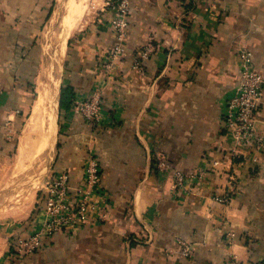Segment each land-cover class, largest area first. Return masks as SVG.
Listing matches in <instances>:
<instances>
[{"label": "crops", "instance_id": "1", "mask_svg": "<svg viewBox=\"0 0 264 264\" xmlns=\"http://www.w3.org/2000/svg\"><path fill=\"white\" fill-rule=\"evenodd\" d=\"M67 1L58 6L62 22ZM109 1L78 0L80 18L65 37L53 151L36 172L34 158L51 149L52 120L43 117L44 131L35 132L46 138L38 155H20V144L40 91L51 86L46 70L37 81L45 84L35 86L36 42L58 1L0 0V264H227L230 256L264 264V149L231 152L223 123L241 47L253 52L264 78V0H130L125 53L108 69L116 43ZM64 87L74 92L68 108L60 106ZM96 92L98 119L86 120L75 101ZM256 115L264 135V85ZM91 155L109 194L106 218L59 231L18 257L15 238L45 217L44 181L67 170L77 183ZM162 159L170 169L156 168ZM174 168L207 176L176 190ZM225 193L227 202L215 199ZM228 231L238 235L233 243ZM180 241L189 243V255Z\"/></svg>", "mask_w": 264, "mask_h": 264}, {"label": "built area", "instance_id": "2", "mask_svg": "<svg viewBox=\"0 0 264 264\" xmlns=\"http://www.w3.org/2000/svg\"><path fill=\"white\" fill-rule=\"evenodd\" d=\"M114 10L109 23L115 32L116 43L111 49V61L106 63L110 69L113 59L125 53V39L128 27L130 0H112L107 3ZM142 55H145L142 53ZM239 79L228 97L226 109L223 113V123L234 141L231 152L237 146L247 147L251 151L259 152L264 149V135L257 132V110L262 101L264 78L256 69L253 62V52L248 47H241L239 51ZM140 65L139 58L135 66ZM101 108L99 93H93L82 100L75 101V112L86 120L98 119ZM254 159H256L254 157ZM213 161V166L217 165ZM156 168L160 171L170 169L166 160H159ZM207 171L195 170L184 173L173 169V187L176 190L192 189L190 184L206 178ZM71 175L67 170L53 171L42 184L45 217L42 222L31 227L25 235L14 240L13 251L18 257H24L38 250L43 243L49 241L59 231L73 233L86 226L92 219H105L109 213V194L102 186V172L99 161L95 155L89 156L83 163L81 174L77 183L70 182ZM188 187V189H186ZM215 199L222 203L230 199L225 193ZM238 235L233 231L226 233L228 243H233ZM182 255L190 254V245L180 241ZM227 264H242L236 257L230 256ZM257 264H263L259 262Z\"/></svg>", "mask_w": 264, "mask_h": 264}, {"label": "bare ground", "instance_id": "3", "mask_svg": "<svg viewBox=\"0 0 264 264\" xmlns=\"http://www.w3.org/2000/svg\"><path fill=\"white\" fill-rule=\"evenodd\" d=\"M62 4L63 3H61L60 6H62ZM81 12H82V6H81V3L78 2V0H68L67 1V9L64 13V18L62 22L66 29L65 34L63 36L62 43L60 44V50L62 53L64 52V49H65V43H66L65 37L67 35V32L69 33V31L75 25L76 21L80 18L79 16L81 15ZM58 89H59V86L57 83L56 87L53 85L50 87L48 86V91L47 90L40 91L38 95V100L34 106L32 119L28 123L24 131L22 142L20 144V152H19L20 155L28 151L32 156H36L44 148L46 144V138H44V133L41 132L40 137L38 136L35 137V134H36L35 132L37 131V129L40 130V128L41 130L44 131L45 120L43 119V117L45 116H48L49 119L52 120V132L50 135V141H49L48 148L52 147L53 140H54L53 135L55 132V116H56ZM43 103H46L48 110L44 107ZM16 168H17V165H16Z\"/></svg>", "mask_w": 264, "mask_h": 264}, {"label": "rangeland", "instance_id": "4", "mask_svg": "<svg viewBox=\"0 0 264 264\" xmlns=\"http://www.w3.org/2000/svg\"><path fill=\"white\" fill-rule=\"evenodd\" d=\"M57 1H58V5H56L55 7V11L53 13L51 21L48 22L47 27L41 32V34L38 37L39 39L36 42L38 43L39 41V45L41 47L40 48L41 65L39 66L38 69L39 72L35 86L38 84L37 81L38 79H40L42 74H44L45 70L49 72L48 73L49 78L45 77L44 79L48 83V85L50 84L51 86L53 85L56 87V83H58V86L60 87L61 84L62 65L64 62L65 52L62 53L60 50V44L62 43L61 33L63 32V27L61 24L62 21H60L62 11L61 8L58 6H60V4L64 2V0H57ZM41 81L39 82V84L41 83L42 85H44L45 83ZM38 86H37V91L39 90ZM52 148L53 147H51V149ZM51 149L41 153L40 155L34 158V161L36 162L35 163L36 172L40 171L41 166L43 167L48 163V159L50 155H52V151H53V149L52 150ZM4 202L9 203L8 201H5V199Z\"/></svg>", "mask_w": 264, "mask_h": 264}, {"label": "trees", "instance_id": "5", "mask_svg": "<svg viewBox=\"0 0 264 264\" xmlns=\"http://www.w3.org/2000/svg\"><path fill=\"white\" fill-rule=\"evenodd\" d=\"M74 92L71 87L62 88L60 106L68 108L73 101ZM66 103V104H65ZM66 105V106H63Z\"/></svg>", "mask_w": 264, "mask_h": 264}]
</instances>
